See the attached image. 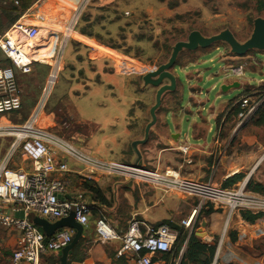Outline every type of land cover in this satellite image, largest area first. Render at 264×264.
Instances as JSON below:
<instances>
[{"label":"rangeland","instance_id":"374dc122","mask_svg":"<svg viewBox=\"0 0 264 264\" xmlns=\"http://www.w3.org/2000/svg\"><path fill=\"white\" fill-rule=\"evenodd\" d=\"M37 2L24 14L27 16V23L37 24L43 30L51 29L56 33L61 32L65 20H53L52 17L62 14L67 19L69 12L74 11L78 3H82L77 32L80 30L89 37L81 34L85 37L83 43L77 41L76 35L74 39L77 40L68 41L70 43L59 62L57 77H52L45 92L49 71L44 66H34L35 71L20 85V112L5 115L11 118V122L23 123L30 113L39 109V126L45 127L66 143L78 144L80 139L83 140L81 134L87 136L88 130L71 117L73 108L87 125L97 127L87 145L91 151H95L100 158L98 160L132 165L136 163L135 159L141 156L144 163H137L147 169H153L152 165L156 161L153 157L155 153L157 157L158 150L163 148V144H156L153 139L151 142L148 140L146 148L140 149L138 156L133 155L129 145L119 156V145L130 140L127 114L134 105L132 116L137 117L138 108H141V120H147V108L150 106H160L157 110L159 114L167 107L173 108V112L179 110L183 116L182 130L184 134H190L188 144L197 142L191 136V130H188L190 124L204 123L212 129L210 134L204 139L199 138L197 142L200 145H211L208 148L210 154L200 161L199 169L189 167L193 162L190 158V146L184 145L188 146L189 150L184 154L185 166L180 172L181 175L200 182L211 180L222 186V176L231 177L242 173V180L248 178L249 182L264 186L263 129L255 127L253 118L246 117L245 112L234 113L238 110V102L234 105L228 102L239 99L244 93L233 90L218 96V85L217 89H211L216 82L238 80V77L225 78V75L230 74V70L241 68L245 76L251 79L249 84L253 86V89L247 88V100L254 102L264 97V82H259L260 86H257L258 80L264 79V46L250 47L243 56L236 54L228 39L218 40L208 48H202L197 37H193L196 49L183 46L187 44L194 47L189 41V37L194 33H198L204 42L227 33L239 48L255 41V21H264V12L257 13L252 0H47L46 8L36 11L34 6H37ZM53 4H57V7H52ZM36 12L45 16L44 23L38 24L34 21ZM55 38H52L49 44L52 47L55 43L58 48L60 38ZM46 40V32H41L39 44L46 46ZM88 47L92 50L95 47L100 50L110 49L119 57L129 60L128 63L137 68L130 72L129 76L135 78V82L115 74L102 80L93 76L96 64L92 63L97 60L90 61L89 58L86 59V55L89 53L92 60L95 59L92 54L95 55L96 52H91ZM256 56L258 60L254 59ZM173 58L175 65L180 67L197 60L200 62L187 66L186 76L189 79L180 76L179 80L176 77H167L161 81L156 76L157 69ZM103 60H109L116 71L123 72L112 60ZM0 66H11L1 52ZM162 68L171 70L172 66ZM149 73L153 76V82L146 85L145 77ZM86 86L89 89H86ZM159 89L164 92L155 97ZM191 94L195 95L191 97ZM130 113L132 114V111ZM201 132L205 131H194L200 135ZM179 151L183 155V150ZM131 158L135 162H132ZM172 158L175 162L181 161L178 156ZM16 161L18 163L21 160H15V163ZM175 166L169 162L167 167L175 169ZM70 167L75 172L74 188L82 192L87 200L93 199V196L81 187L84 181L77 174L80 172V166L71 163ZM109 178L110 183L102 186L106 203L101 209L103 218L109 223H122L121 220L125 218L126 226V222L133 217L143 219V216H133L142 211L153 217L151 223H158L161 221L158 215L166 211L184 235L188 237L193 234L201 243L215 246V256L211 264H260L264 259V218L255 224H249L241 215H234L227 223L224 211L203 207L197 210L190 227L185 229L181 222L192 208L197 207L196 201L133 180L125 182L121 177ZM91 182L96 185L94 181ZM116 182L124 183L125 186L113 189ZM96 187L100 188V185ZM232 187L234 185L229 188ZM167 200L173 201L174 207H166ZM225 227L227 230L223 232ZM16 239L15 233L0 228V264L15 248ZM184 249H180L178 258L181 259ZM177 259L172 254L168 264H177Z\"/></svg>","mask_w":264,"mask_h":264},{"label":"built area","instance_id":"2783aa9c","mask_svg":"<svg viewBox=\"0 0 264 264\" xmlns=\"http://www.w3.org/2000/svg\"><path fill=\"white\" fill-rule=\"evenodd\" d=\"M76 6L65 19L61 32L56 33L51 29L45 31L37 24H28L24 20L27 16L23 15L0 37V52L11 63L10 67H0V118L20 110L21 95L17 72L27 75L31 73L34 65L46 67L49 73L44 92L52 77H57L59 62L68 41L73 40L75 34L81 35L77 32V26L82 3ZM34 14L36 23L42 24L46 21L44 15ZM41 32H46L49 38H60L58 48L54 43L46 56L39 55V51L50 46V42L48 39L47 46L39 44ZM90 50L92 52L91 48ZM229 73L225 78H242L244 75L241 68L230 70ZM262 99L254 102H249L247 98L240 100L241 108L246 110V117L252 116ZM38 110H34L21 124L0 127V139H6L9 143L0 156V228L17 235L16 246L4 264H42L43 257L56 255L71 242L74 235L71 230L62 229L51 237H46L31 222L33 217L54 223L74 213L75 221L80 226L85 227L89 223L95 210L94 203L74 188L75 172L70 163L80 166L77 174L83 181L96 182L104 176L121 177L125 182L133 180L160 188L166 193H178L194 199L197 207L189 218L181 222L184 228L190 227L193 216L203 207L224 211L227 223L234 215H264V195L247 189L248 178L232 188L224 189L211 180L200 182L186 179L179 171L169 168L151 170L89 158L48 129L39 126ZM183 149L181 152L186 154L188 146ZM17 157L28 162L29 168L17 167ZM19 212L23 213V218L15 217ZM94 230L98 244L106 245L119 239L113 227L101 215L95 220ZM226 230L227 227L223 232ZM177 235V232L166 225L153 227L133 218L120 238L121 247L116 256L125 257L133 264H153L156 255L172 250Z\"/></svg>","mask_w":264,"mask_h":264},{"label":"crops","instance_id":"0c3cea01","mask_svg":"<svg viewBox=\"0 0 264 264\" xmlns=\"http://www.w3.org/2000/svg\"><path fill=\"white\" fill-rule=\"evenodd\" d=\"M46 4H47V0H41L40 2H37V6L35 5L34 7H36V11H38L41 9H45ZM52 7L56 8L57 4H53ZM54 8H53V10H54ZM44 12H45V10H44ZM52 19L64 21L65 16L62 14H59L58 16L52 17ZM25 21L27 22L28 20L26 19ZM6 31L7 30H5L4 32H0V37H2L6 33ZM75 35L77 36V39L79 41H81L82 43L84 42L83 41L85 38L84 36H81L79 34H75ZM69 43L70 42H68L67 45ZM73 48L75 50L78 49L76 47H73ZM92 52H94V53L96 52L95 55L92 54V57L95 59L91 60L89 53L86 55V57H87L86 59L89 58L90 61L97 60L94 63H92V64H96L95 67L93 68V71H94L92 73L93 76H96L98 79L102 80L104 78L109 77L110 75L115 74V75H119L123 78H126L127 80H130L131 82H133V81L135 82V78H133V77L131 78L129 76H130V72L134 71L137 68L132 63H128L129 60L127 61V59L119 57V55H117L116 52H114L110 49H105V50L101 49L100 50L97 47H95L94 50H92ZM260 55H263V54H260ZM99 58H102V59H99ZM104 58L112 60V62H114L119 67L120 70H123V72L120 73V72L116 71V69H114L113 65H111L110 61L109 60H103ZM254 59L258 60L257 56L254 57ZM197 62L199 63L200 60L199 61L197 60L194 63L185 64L182 67H180V66L175 65V59L173 58V59L169 60V62H167L166 64L161 65V67L159 69H157L158 74L156 76H158L161 81H162V79L167 78V77H176L179 80L180 76H183V77H186L187 79H189L186 76L188 74V73H186L187 72L186 68H187V66L196 64ZM34 66H37V65H34ZM34 66L32 67L31 73L33 71H35ZM170 66H172L171 70L169 68H167L166 70L162 68V67H170ZM125 71L127 73H125ZM16 74H17V80H18L19 87H20L22 82L27 81V76L30 75V74L21 75L18 72ZM152 79H153V76L149 73V75H147L145 77V80H146L145 84L146 85L152 84V82H153ZM236 81H238V83L240 84L239 89H231V90L227 91L226 93H223L220 91L218 96L227 94L233 90L241 91V93H242V91L244 89H247V88L253 89V86L249 84L251 82V79L247 78V76H245V74L243 75L242 78H239L238 80H233V81H229V82H220V83L216 82V83H214V85L212 86L211 89L215 90V89H217V85L220 88L222 85H230ZM259 82L263 83L264 79L258 80V84H259ZM257 86H260V84ZM85 88L89 89L88 86H86ZM145 91L146 90L144 89V92ZM162 92H164L163 89H159V91L157 92V95L155 97H158L159 94H161ZM148 94H149V92H148ZM193 95H195V94H191V97H193ZM147 96L148 95L146 94L145 97H147ZM228 102H226V103H228ZM134 107L135 106L133 105V108H131L127 114V120H128L127 130H128V137L130 140H128L126 143H122L121 145H119L120 147L117 148L118 152H119V156L121 155V153L125 149V147H127L128 145H129L128 147H130L131 150L133 151V155L138 156L140 153V149L146 148L145 145L148 144L147 143L148 140L152 141V139H153V142H155L156 144H159V143L163 144V148L158 150L157 157H156V153H155V157H153V158H154V160L156 159V161L153 163L152 166H154V167L151 170L167 169V168H169L167 166L169 165V162H170V164L176 165L175 166L176 168L173 170H177V171L181 172V170L185 166V164H184L185 155L184 154L182 155L179 150L180 149L184 150L183 149L184 145L190 146V152H191V153L189 152L190 158L193 161L192 164L194 163L193 164L194 166H192V164H191V165H189V167H191V168L197 167L199 169L198 164L200 163L201 160L202 161L205 160V158H207L206 156H208V154H210L208 152V148L211 145H207V144L200 145V144H197V142H199L200 139H204L207 134H210V132L212 130L211 128H208L204 123L190 124V127H188V130L189 129L191 130V136L197 142H196V144H188L187 140L190 139V134L189 133L184 134V132L182 130L184 127L183 126V124H184L183 123V116L179 110H177L176 112H173L174 111L173 108L168 109V107L167 108L165 107L166 108L165 111L162 112V114H159V113H157V110L160 108V106H158V105L150 106L147 108V120H141V115L143 114L142 109L138 108L137 117H134V116H132V115H134V111H135ZM71 110H72L70 113L71 117L76 122H78V124H80V125L82 124V126L86 127L88 131L86 132L87 136H86V134L85 135L81 134V137L83 140L80 139V142H78V144H76V143H74V144L68 143V144L84 156H87L89 158H94V159H100L95 154V151L94 152L91 151L89 146L87 145L88 144L87 141L89 140V138L93 134V132L95 130H97V127L93 126V125H91V126L87 125L86 121H83L81 118H79L75 109L72 108ZM131 111H132V114L130 113ZM25 115H29V114H25ZM30 115H31V113H30ZM21 119H22V117L19 118L18 121H20ZM10 120H11V118L2 117V118H0V124L2 126L21 124V123H14L13 121L11 122ZM88 127H89V129H88ZM195 130L196 131H202L203 130L205 132H201V135H200L199 133L195 134L194 133ZM0 142H1L0 143V156H1L3 154V152L6 150V148L8 147L9 143L6 139H0ZM153 148L157 149L156 147H153ZM173 156L180 157L181 161L175 162L172 158ZM18 159L21 161L20 162L18 161V163L16 161L15 165L17 167H22L25 169L29 168L28 162H23L21 158L17 157L16 160H18ZM135 160H136L135 164H138L137 162L144 163V160L143 161L141 160V156L139 158H136ZM135 160L133 158H131L132 162H135ZM131 161H130V163H131ZM140 163L137 166L145 167L144 165H141ZM135 164H132V165H135ZM181 176L186 178V179H191V178L184 176L183 174ZM229 177H230L229 175L222 176V179L225 181ZM191 180H194V179H191ZM110 181H111V179L109 177H101V178L97 179L95 183H96V185H100L99 189L102 193V186H105L106 184L108 185L110 183ZM123 186H125L124 183L116 182L113 185V189L123 188ZM103 196H104V194H103ZM188 199L190 200L191 198H188ZM90 200L94 203V209H95L94 212H96V213L93 214V212H92V216L89 219V223L85 227H83V232H82V236H81L82 244H81L80 249H79V255H83L84 259L80 262H70L69 261L70 259H68V264H133L132 261L128 260L125 257H120V258L117 257L116 252L121 247L120 238L125 234L126 229L129 225L130 221L134 217L131 220L126 222V226L124 225V222L126 221L125 218L123 220L120 219L122 221V223H120V222L118 223L117 221L110 222V225L115 230L119 239L115 240L111 243H108L106 245L98 244L96 242L94 225H95V220L98 218V216H100V215L102 216L101 209L103 208V206L100 203L94 202L93 199H90ZM191 200H194V199H191ZM174 204L175 203L171 200H167L165 202L166 207H174ZM192 211H193V208H192V210H190L188 215L185 216V218L183 220H186L187 218H189ZM133 216H143L142 217L143 219H138V220H141L144 223H146L147 225L153 226V227H157V224H159L163 221H169V222L173 223L174 225L176 224V223H174L176 221L171 219L169 217V214H167L166 211L164 213L158 215V218L161 219V221H158V223H155V222L151 223L153 220L152 219L153 217L148 215V213L144 214L143 211L141 213H138L137 215L135 214ZM121 226H125V228H121ZM185 229H187V228H185ZM13 250L14 249H12L11 251H13ZM161 255L162 254L156 255L154 257L153 264H168V260L170 257L165 260L162 258ZM177 260H178L177 261V264H178V262H180L181 259L178 258ZM5 261H6V258L4 259L3 263H5ZM42 264H59L57 254L43 257L42 258ZM260 264H264V259L261 260Z\"/></svg>","mask_w":264,"mask_h":264},{"label":"trees","instance_id":"16d2710c","mask_svg":"<svg viewBox=\"0 0 264 264\" xmlns=\"http://www.w3.org/2000/svg\"><path fill=\"white\" fill-rule=\"evenodd\" d=\"M38 0H0V32H4L5 30H8L15 22L21 18L25 12H27L30 7L37 2ZM255 5V11L257 13H263L264 12V0H252ZM8 2V3H7ZM17 3L16 5L14 3ZM3 3L5 5H3ZM79 33L89 37L88 35L82 33L79 30ZM7 60V59H6ZM9 61V60H7ZM10 63V61H9ZM2 67V66H0ZM10 67V66H5ZM247 89H244L242 93H244L243 96H241L239 99H234L229 101L230 103L239 104L238 110H235L234 113L238 114L241 112H245V109H242L240 106V100L242 98H247L248 95H246ZM263 98V97H262ZM261 98V99H262ZM259 100V99H258ZM241 111V112H240ZM253 118V125L258 128H262L264 132V99H262L261 104L256 109V111L251 116ZM244 178V175L242 173L234 174L233 176L229 177L222 183V188L227 189L236 183L240 182ZM249 182V181H248ZM82 189L89 192L93 196L94 202L100 203L101 205H104L106 203V199L101 193L100 189L96 187V185L90 181H84L81 185ZM247 189L249 191L263 194L264 195V186L260 184H254L252 182H249L247 184ZM95 211V210H94ZM93 211V214L96 213ZM242 219L249 223V224H255L258 220L263 219L264 215H250V214H241ZM167 225L171 230L178 233L176 241L173 245L172 250L169 253H163L161 256L163 259H168L172 254H174V257L176 259L178 258V255L180 253V249L184 252L181 256L180 264L185 263H192V264H211L212 260L215 256V246H208L206 244L201 243L193 234H190L188 237L186 234H183V231L178 226L174 225L173 223L169 221H163L159 225ZM235 238L233 237V241ZM82 244V241L80 239L79 243L75 246L73 249L72 255L70 256V262H80L84 259L83 255H79V249ZM4 264V263H2Z\"/></svg>","mask_w":264,"mask_h":264},{"label":"water","instance_id":"95a60500","mask_svg":"<svg viewBox=\"0 0 264 264\" xmlns=\"http://www.w3.org/2000/svg\"><path fill=\"white\" fill-rule=\"evenodd\" d=\"M226 34H224V36L221 35V36L212 37L207 42H204L198 33H194L189 37V41L194 44V47H191L187 44H183V46H186L187 48L196 49L197 45L193 37H197L200 43V46L202 48H207L218 40L228 39V42L230 43L231 47L236 52V54H238L239 56H243L245 53H247L250 47L264 46V21L261 19H258L255 21V34H254L255 41L246 43L242 48H239V46L233 41V38L231 37L230 34H227V35ZM239 87H240V84L238 82H234L230 85H222L220 87V91L223 93H226L227 91L231 89H239ZM134 166L140 167L137 165H134ZM15 217L23 218V213L22 212L16 213ZM31 222L36 227H38L44 233L46 237H51L56 231H59L62 229H68L74 233L71 242L57 253L59 264H68V259L72 255V252L75 246L79 243L81 236H82V232H83V227L80 226L75 221L74 213H70L67 217L62 218L59 221H56L54 223H49L48 221L41 219L39 217H33L31 219Z\"/></svg>","mask_w":264,"mask_h":264},{"label":"bare ground","instance_id":"6f19581e","mask_svg":"<svg viewBox=\"0 0 264 264\" xmlns=\"http://www.w3.org/2000/svg\"><path fill=\"white\" fill-rule=\"evenodd\" d=\"M46 30H48V29H46ZM48 36V35H47ZM74 37V36H73ZM46 38V37H45ZM44 39V38H43ZM48 39H49V37H48ZM51 39L52 38H50V40H49V42L51 43ZM47 41V40H46ZM47 46V45H46ZM43 49V48H42ZM45 49V50H44ZM43 50H40L39 51V55H42V56H46V55H48V52H49V50L51 49V46H48L47 48H44ZM48 49V50H47ZM45 128V127H44ZM194 217V216H193ZM192 220H193V218H192Z\"/></svg>","mask_w":264,"mask_h":264}]
</instances>
